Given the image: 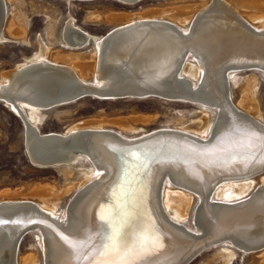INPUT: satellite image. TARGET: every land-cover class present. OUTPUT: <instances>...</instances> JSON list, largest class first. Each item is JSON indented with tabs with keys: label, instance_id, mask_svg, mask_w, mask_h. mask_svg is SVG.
<instances>
[{
	"label": "bare ground",
	"instance_id": "6f19581e",
	"mask_svg": "<svg viewBox=\"0 0 264 264\" xmlns=\"http://www.w3.org/2000/svg\"><path fill=\"white\" fill-rule=\"evenodd\" d=\"M7 1L0 0V42L27 43L24 27L9 18ZM117 1L132 6L143 0ZM191 4L113 14L108 20L119 24L109 31L116 35L110 44L70 18L60 35L66 49L53 51L39 36L37 51L1 75L0 102L21 118L30 162L59 166L66 180L60 189L39 182L28 193L0 194V217L14 222L0 224V264H40L34 251L17 258V237L33 218L63 235L45 225L31 228L40 232L44 264H79L78 243L91 231L95 247L80 251L92 253L85 264H187L216 245L219 264H231L238 251L260 252L264 264V178L261 185L253 179L264 169L260 78L238 76L243 70L264 75V0ZM89 43L86 54L77 51ZM229 80L239 85L237 103ZM86 89L122 96L108 100L169 91L200 105L201 115L188 124L179 117L173 129L142 135H135L140 129L134 122L148 117H93L62 133L40 130L47 111L88 96L81 91ZM104 142L111 151L101 147ZM74 172L77 180H68ZM73 188L77 194L60 215L59 194ZM192 211L194 231L185 225ZM206 235L214 241L203 249L184 245Z\"/></svg>",
	"mask_w": 264,
	"mask_h": 264
},
{
	"label": "rangeland",
	"instance_id": "374dc122",
	"mask_svg": "<svg viewBox=\"0 0 264 264\" xmlns=\"http://www.w3.org/2000/svg\"><path fill=\"white\" fill-rule=\"evenodd\" d=\"M181 1L143 0L136 5L129 6L117 0L84 2L75 0L70 2L66 0H9L6 4L11 16L9 18L10 20L14 19L18 25L24 27L27 43L17 39L0 42V80L3 73L10 71V69L12 70L25 57L37 51V38L39 36H41L47 45L51 46L53 51L66 49L60 41V35L63 25L70 18H72L75 26L81 28L83 31L98 37H104L119 24L118 22L108 20L113 14H129V16H134L137 13H145L155 9L171 7L173 9L176 5L181 7L182 5H192L191 3L197 4L203 0ZM187 25H190V22ZM50 32L53 33V38ZM6 34H8L7 31ZM90 45L93 46V43H89L83 49L81 48L77 51L86 54V51L91 47ZM253 73L260 78L257 97L260 101L264 120V75L259 70H243L238 72V76L239 78H244ZM193 81L197 83V81ZM228 84L230 97L233 103H237L241 97L239 85H234V82L231 80L228 81ZM63 106L46 112L43 122L39 125L43 133H62L71 124L93 117L107 118V120L111 121L117 118H124L128 121L130 118L148 117V120L145 122H134L135 126L140 129L135 135L139 133V135H142L146 132H153V130L173 129L179 117H183L185 123L188 124L197 120L201 115V106L196 103L185 100H167L158 97L108 100L86 96L74 103ZM58 112L61 113L59 117ZM213 115L216 116V113ZM111 127L117 130L116 126ZM24 130L25 127L21 118H18L14 112L0 102V194L5 191L11 194H16L17 192L28 193L39 182L44 184L49 183L53 185L52 187L55 186L54 188L60 189L66 180L63 170L59 166L41 168L30 162L25 153ZM127 135L131 136V134ZM82 163L87 164L86 161H78L76 165ZM262 178H264V169L253 176V179L257 180L256 185L262 184ZM68 180H77V174L74 172L72 176H69ZM76 194L77 189L75 188L70 193L59 194L60 215L69 208ZM211 197L215 198L214 196ZM33 199L38 201V198ZM200 202L197 198V202L194 203L195 206H198ZM192 216L193 211L191 212L189 222L185 223V225L194 231ZM39 234L40 232L36 229L29 231L23 236L21 243L18 245L17 258L34 251L39 256L40 264H44L43 249L37 240ZM223 244L232 246L230 242ZM218 248L219 246L216 245L207 250L205 249L194 256L187 264H219L220 261L214 258L216 256L214 254ZM260 259V252L250 254L238 251L231 264H261Z\"/></svg>",
	"mask_w": 264,
	"mask_h": 264
},
{
	"label": "water",
	"instance_id": "95a60500",
	"mask_svg": "<svg viewBox=\"0 0 264 264\" xmlns=\"http://www.w3.org/2000/svg\"><path fill=\"white\" fill-rule=\"evenodd\" d=\"M77 1H92V0H77ZM136 1H139V0H134V2H136ZM3 4V3H2ZM2 4H0V13L1 12H3V14H4V6L2 5ZM116 36V35H115ZM115 36H114V34H113V32L111 31V32H109L107 35H105V38H104V44H110V43H112V41H113V39L115 38ZM261 52L264 54V49H262L261 50ZM70 89L69 90H71V89H73L74 87H72V86H70L69 87ZM74 90H76L75 88H74ZM73 91V90H72ZM83 93H85V94H87L88 95V97H91V96H95L94 94H100V95H104V94H108V93H105L106 91H104V92H102V90L100 91V90H93V89H86V90H81ZM110 93H112L111 91H109ZM114 94V93H113ZM131 94V93H130ZM123 95H125V94H123ZM136 96V95H135ZM144 98H147V97H158V98H163V99H167V100H179V99H176V98H178L177 97V94H175V93H173V92H164V91H151V92H147V93H145L144 95H142ZM86 97V96H85ZM112 97H114V98H120V97H122V96H113V95H110V96H106V95H104V98L105 99H107V98H112ZM0 98H4V96L2 95H0ZM82 98V97H81ZM124 98H128V97H126V96H124L122 99H124ZM152 138H150V139H146V140H142L141 142H138V144H132L131 146H137V145H141V144H143V143H146V142H148L149 140H151ZM101 147H103L104 149H108V150H112L111 149V147H110V145L109 144H107L106 142H104V143H101ZM26 153V152H25ZM27 155V154H26ZM154 159V158H153ZM184 166H189V162H185V164H184ZM111 182V181H110ZM1 207V206H0ZM38 219H40V218H33V219H31V220H29V221H27V222H25L23 225H22V227H21V231H20V233H19V236L17 237V245H19V243H21V240H22V238H23V236L24 235H26L30 230H31V228L33 227V226H36V225H45V226H48V227H51V228H53L54 229V231H56L59 235H62L61 234V232L58 230V229H56V228H54V227H52L48 222L46 223L45 221H39ZM0 221H3V223H0V224H9L10 222L11 223H14L13 221H8L7 222V220H5L4 218H3V216H1L0 217ZM63 236V235H62ZM89 236V237H88ZM210 235H206V236H203V237H201V238H199L198 240H196L195 242H193V240H187L186 242H185V246H191V247H193L194 249H199V248H201V249H203V248H205L204 246L206 245V244H209L210 242H212V241H214L212 238H210L209 237ZM87 238L85 239V240H83L81 243H78V244H81V246L79 245V247L81 248L79 251H78V255H79V257H78V260L77 261H79V264H85L86 263V261L89 259V256H91V252L89 251V253L87 254V255H82L81 253H80V251L82 252L83 251V246H84V248H86V250L88 249V248H90L91 246H93V247H95V242H96V239L95 238H97V234H96V232H94V231H91L90 232V234H88L87 236H86ZM74 245L76 244V243H73ZM94 244V245H93ZM97 247V246H96ZM188 247V248H189ZM75 248H78L77 246L75 247ZM79 249V248H78Z\"/></svg>",
	"mask_w": 264,
	"mask_h": 264
},
{
	"label": "snow or ice",
	"instance_id": "6c2138e0",
	"mask_svg": "<svg viewBox=\"0 0 264 264\" xmlns=\"http://www.w3.org/2000/svg\"><path fill=\"white\" fill-rule=\"evenodd\" d=\"M262 139H264V138H262ZM0 223H3V221H0Z\"/></svg>",
	"mask_w": 264,
	"mask_h": 264
}]
</instances>
